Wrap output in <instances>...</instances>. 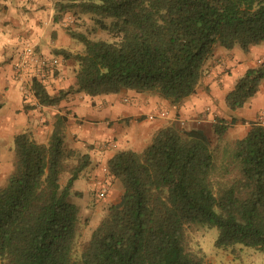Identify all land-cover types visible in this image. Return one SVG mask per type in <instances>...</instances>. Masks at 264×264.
<instances>
[{"label":"trees","instance_id":"trees-1","mask_svg":"<svg viewBox=\"0 0 264 264\" xmlns=\"http://www.w3.org/2000/svg\"><path fill=\"white\" fill-rule=\"evenodd\" d=\"M53 8L54 21L70 15L66 30L83 48L58 51L77 64L67 90L50 95L32 80L45 105L69 92L124 89L176 105L195 92L216 45L247 51L264 42V0H55ZM100 31L113 40L90 38ZM262 79L264 62L247 68L225 106L242 107ZM65 120L55 116L46 142L27 131L13 138L14 168L0 187V264H203L185 247L192 224L215 226L218 247L264 250V127L251 121L216 160L202 128L171 122L142 151L117 150L107 160V174L122 188L75 257L79 207L69 194L89 157L65 145ZM237 121L215 117L212 131L219 138Z\"/></svg>","mask_w":264,"mask_h":264},{"label":"crops","instance_id":"crops-1","mask_svg":"<svg viewBox=\"0 0 264 264\" xmlns=\"http://www.w3.org/2000/svg\"><path fill=\"white\" fill-rule=\"evenodd\" d=\"M54 1L0 0V143L6 142L11 149L14 136L23 131L38 142H46L55 116L65 115L64 142L67 139L77 154L87 153L89 157L80 174L84 173L90 187L103 190L109 202L118 190L110 185L114 179L107 174L106 162L117 150L142 151L157 130L174 121H189L205 131L212 127L215 115L253 120L264 104V94L234 111L224 102L237 77L264 59V42L247 51L216 45L195 92L176 105L156 94L132 89L95 96L69 92L55 105L40 104L31 88L29 93L23 92L25 80L40 81L50 95L67 90L74 84L77 64L58 51L83 48L66 30L72 22L69 14L60 21L53 20ZM26 43L43 56L57 58L58 63L39 76L29 62L20 66ZM263 89L259 86L258 90ZM2 157L0 152V177L8 171Z\"/></svg>","mask_w":264,"mask_h":264},{"label":"rangeland","instance_id":"rangeland-1","mask_svg":"<svg viewBox=\"0 0 264 264\" xmlns=\"http://www.w3.org/2000/svg\"><path fill=\"white\" fill-rule=\"evenodd\" d=\"M90 26L91 22H89L87 26L82 27L81 30L86 31V29ZM90 38L104 39L107 41L113 40V38L109 36L105 31L91 34ZM75 43L82 45V43L78 40H75ZM260 62H264V59L256 61V64ZM260 87L262 89L264 88V79L261 80ZM258 91L256 92V94L250 97L247 102H250L251 99H253L255 96L257 97L253 100H258L259 98H261L264 94V89L263 91ZM215 117L219 116L215 115L214 118ZM236 118L238 119V121L235 124L229 126L225 133L219 138L216 137V135L213 133L212 127L205 130V133L211 139L212 149L216 160H219L221 155L225 151L229 150L230 145L235 139L240 138L246 134L250 127V122H254L255 120V118L253 120H250L245 117L237 116ZM226 119L229 120L230 118ZM176 123H178L181 127H191L195 125L194 123L191 124V122L189 121H177ZM64 143L67 147L70 146L67 139ZM0 146L3 148L0 151L3 154L2 159L6 162V166L8 168V171L6 169L4 171L5 173L0 177V187H3L5 186L6 181L12 173V169L14 168L12 150L13 143L9 144L11 149H8L6 142L0 143ZM74 162L75 160H70L68 165H72L74 164ZM104 175L106 174L104 173ZM67 176V171L60 174V183L62 185L65 183ZM110 185L113 186L114 190H118V192L122 188L120 181H118L117 179L111 181ZM69 200L79 207V222L73 253L74 256L77 257L80 254L85 243L88 241L92 230L104 215L105 207L107 206L109 201L106 199V197L99 196L98 190L96 188H92L88 185L87 178L84 176V173H81L78 178L74 180L72 188L70 190ZM217 233L218 230L215 226H208L204 224L189 225L185 230V247L190 252L201 255L203 257V264H264V250L258 249L253 246L244 245L242 243H236L227 247H218L214 244Z\"/></svg>","mask_w":264,"mask_h":264},{"label":"built area","instance_id":"built-area-1","mask_svg":"<svg viewBox=\"0 0 264 264\" xmlns=\"http://www.w3.org/2000/svg\"><path fill=\"white\" fill-rule=\"evenodd\" d=\"M21 60H20V66L25 67L26 63L29 62L34 66V71L39 76L41 73L50 68L51 66H55L58 63L57 58H48L46 56H43L39 54L34 47L26 43L23 45L22 51H21ZM32 79L25 80V84L23 86V92L29 93L30 87H31ZM161 114H164V112H161ZM255 122L261 126L264 127V105L260 108V110L257 112ZM99 196H103L104 192L103 190H100L98 192Z\"/></svg>","mask_w":264,"mask_h":264}]
</instances>
